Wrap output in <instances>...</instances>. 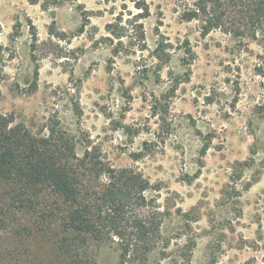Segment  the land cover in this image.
<instances>
[{
	"label": "rangeland",
	"instance_id": "obj_1",
	"mask_svg": "<svg viewBox=\"0 0 264 264\" xmlns=\"http://www.w3.org/2000/svg\"><path fill=\"white\" fill-rule=\"evenodd\" d=\"M178 0H0V113L133 170L158 231L124 264H264V35ZM40 238L34 251L49 254ZM107 244L97 264H121Z\"/></svg>",
	"mask_w": 264,
	"mask_h": 264
},
{
	"label": "trees",
	"instance_id": "obj_2",
	"mask_svg": "<svg viewBox=\"0 0 264 264\" xmlns=\"http://www.w3.org/2000/svg\"><path fill=\"white\" fill-rule=\"evenodd\" d=\"M182 18L242 39L264 35V0H178ZM124 175L94 147L55 125L34 132L0 113V264H97L107 244L130 255L148 252L157 216L142 214L139 175ZM40 238L49 254L31 247Z\"/></svg>",
	"mask_w": 264,
	"mask_h": 264
}]
</instances>
